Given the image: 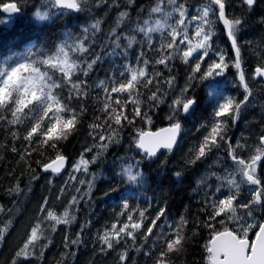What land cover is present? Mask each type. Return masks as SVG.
Returning a JSON list of instances; mask_svg holds the SVG:
<instances>
[{"label": "trees", "instance_id": "1", "mask_svg": "<svg viewBox=\"0 0 264 264\" xmlns=\"http://www.w3.org/2000/svg\"><path fill=\"white\" fill-rule=\"evenodd\" d=\"M2 2L16 3L19 12L9 23L0 24V70L14 67L17 61L39 62L48 55L55 54L65 41L72 43L68 33H71L72 37L82 38L84 28L89 30L87 36L91 41L90 47L104 58L88 77H82L86 84L82 86L81 91L73 89L70 93L66 87L53 88L54 94H59L67 100L70 109L67 115L78 113L82 105H87L86 113L80 116L77 130L67 139L55 142L56 148L41 144L39 140L31 145L23 140L25 129L32 122L31 117L22 123L10 124L8 121H11L12 116L8 113L6 120L0 121V231L4 232V239L0 240V264H12L15 252L22 246L28 226L38 215L37 210L44 198L50 199L55 214L62 217L64 211H68L70 223L56 224L45 218L40 237L35 241V248L30 246L25 250L29 259L24 260L23 264H156L163 247L162 241L157 239L160 235L159 228H153L152 234L144 235H141L142 230H134L133 238L122 239L119 244L113 241L112 249L102 246L99 240L105 226L113 222L121 210L122 195L132 197L128 201L130 206L146 211L145 224L150 222L158 209L165 208V214L161 221H157V225L163 222L165 232H168L171 225H180L181 244L174 245L173 250L167 253V264H207L206 245L211 239L212 231L201 223L208 221L203 202L206 193L215 191L216 186L221 183L218 177L225 176L222 170L228 166L225 165L222 169L219 161L224 158V162L231 164V159L224 142L223 146L213 149L205 159L197 161L194 165L186 161L195 155L194 152L190 154L189 150L201 141L206 130L197 129L215 120L214 107L226 98H233L236 94L234 91L242 92V99L246 94L242 91L236 68L229 62L223 76L218 78L221 83L215 84V90L212 92L216 94L215 97L209 95V90L204 84L192 81L190 93L198 98L199 103L191 114L181 113L179 117L170 119L172 109L169 105L172 99L179 95V89L189 83L187 77L190 69L178 58L170 62V71L163 65H156L154 61L159 58L156 52L149 49L146 42L134 43L129 49L128 59L131 64L135 65L136 55L143 48L150 60L149 73L154 70L162 73L161 76L153 75L151 85L139 89L138 104L142 110L148 112L151 122L137 118L133 125L117 129L115 133H105L106 136H112L110 146L103 150L97 147L93 152L86 154L85 158L90 159L96 153H101L97 156V162L89 165L88 173L82 170L83 165L81 171L74 172L85 149L94 144L89 135V123L94 115L105 114L102 111L105 93L100 81L107 83L112 65L123 63L121 57L106 55V52L110 51L108 45L111 44V34L115 31L126 38L135 36L137 41H142L143 36L137 29L145 20L152 22L155 16L151 9L156 7L158 0H77L81 6L78 12L52 8L50 0ZM179 2L191 13L194 9L201 8L207 0ZM226 10L230 16L243 18L238 41L241 45L246 83L251 90L252 85L250 80L247 81V77L255 66L264 64V23H260V19L264 17V0H257L251 11L241 7L238 0H229ZM37 12L41 15L48 13V19H38L35 15ZM0 18H8L2 10ZM97 22L98 28L93 29L92 25ZM210 30L213 32V42L219 41L226 50V56L234 57L229 42L215 19ZM152 35V43L158 48L166 32ZM121 44L126 45L127 39H122ZM69 55L74 57L80 56L81 53L69 51ZM42 70L45 68L42 67ZM49 74L54 82L59 81L58 72L53 74L49 69ZM170 77H175L171 86L167 83ZM153 92L160 98L155 102L148 99ZM135 98V95L130 98L129 107L131 100ZM263 104L264 90L260 89L257 95L251 93L248 103L240 111L237 123L240 124L238 131L241 134L235 139L236 145L237 141L240 142V146H237L238 152L245 155L249 151L254 152L260 136L254 134V127L257 123L260 127L263 125ZM176 119L181 123V133L175 148L171 151H161L152 159H142L143 153L135 147L139 133L158 130ZM230 127L231 123L226 128L222 125L223 134ZM12 133H16V136ZM13 148L16 150L13 151ZM57 154L67 160L66 169L59 175L43 174L42 165L53 161ZM132 158L140 162L145 181L143 184H130L123 175V168L132 163ZM133 167L135 170V166ZM177 172L181 173L179 177L176 176ZM89 183L92 185L90 192ZM77 188L81 191L77 192ZM61 189H64V192L57 200ZM83 193H89L91 199L84 196L77 206L70 207L72 196L81 197ZM73 216L75 220L71 219ZM226 224L229 230L233 229L228 220ZM224 226L215 224V230L223 231ZM249 235L251 236V233ZM72 239H77L78 242H67ZM121 255L125 256L123 261L120 259Z\"/></svg>", "mask_w": 264, "mask_h": 264}, {"label": "snow or ice", "instance_id": "2", "mask_svg": "<svg viewBox=\"0 0 264 264\" xmlns=\"http://www.w3.org/2000/svg\"><path fill=\"white\" fill-rule=\"evenodd\" d=\"M228 3L229 0H207V3L198 9L197 15H190L179 0H158L156 7L152 8L151 11L161 14L165 23L156 20L155 26H151L148 20L143 21V24L137 29L143 36L142 41H137L135 36L126 38L123 34L112 32L111 44L108 45L110 51H107L106 55L121 57L123 63L112 65L107 83L100 81L102 91L105 93L104 109H102L105 114L103 116L94 115L92 122L89 123L91 129L89 135L93 138L94 144L85 149V153L81 155L80 162L77 163L74 172L81 171V165H83L82 170L88 173L89 165L95 164L97 156L101 153H96L90 159L85 158L86 154L93 152L97 147L103 150L110 146L112 136H106L105 133L109 131L115 133L117 129L133 125L137 118L151 122L148 112L142 110L138 104L139 89L151 85L153 75L161 76L162 73L155 70L151 74L149 73L150 60L145 56L143 48L136 55L135 65L131 64L128 59L129 49L134 43L143 44L146 42L148 48L154 50L159 57L154 61L156 65H163L170 71V62L178 58L190 69V74L187 77L189 83L179 89V96L174 97L169 105L172 109L170 119L179 117L181 113L191 114V111L199 103L198 98L190 93L192 81L204 84L209 90V95H211L215 90V84L221 83L218 78L223 76L224 70L231 62L237 70L240 84L246 94L242 100L226 98L224 102L218 103L214 107L215 120L209 125H201L197 129V131H200L201 128L206 130L201 141L189 150L190 154L194 152L195 155L186 163L194 165L197 161L205 159L213 149L223 146L226 136L223 134L222 125L226 128L229 123H236L242 106L248 103L251 95L243 71V56L238 41V33L241 30L240 25L243 18L230 16L226 10ZM238 3L241 7H246L248 11H251L257 0H238ZM50 6L66 11L78 12L81 10L77 0H50ZM168 6H171L173 11L178 13L171 25L167 23V19L173 15V12L165 11ZM0 10L9 14L7 19L0 18V24L9 23L13 14L19 12L16 3H3L2 0H0ZM35 15L41 20L48 19V13L41 15L40 12H37ZM213 19L222 22L224 31L231 43L234 57L228 58L222 50L214 49L211 43L213 32L210 30ZM260 23H264V17L260 19ZM98 26L99 22L92 25V28L96 29ZM190 27L197 38L195 45L192 43ZM165 29L167 30L166 35L161 38L157 48L152 43V34ZM88 31V28L82 29V38L72 37V34L68 33L67 35L73 42L65 41L59 46L55 54L48 55L47 58L39 62L34 60L30 62L28 60L17 61L14 67L0 70V121L6 120L8 113L12 116L11 121H8L10 124H19L31 117L32 122L25 129L26 134L23 136V140L30 145L39 140L41 144H49V147L56 148L55 142L67 139L74 130H77L81 114L86 113L87 105H82L78 113L67 115L70 112L67 100L60 97L59 94H54L53 88L66 87L70 93L73 89L81 91L82 86L86 84V80L82 77H88L95 70V66L103 62L104 57L90 47L91 41L87 36ZM122 39H127L126 45L121 44ZM69 51L80 52L81 55L70 57ZM181 53L182 55H180ZM42 67L45 68L44 71H42ZM49 69L53 71V74L55 72L60 74L58 82L53 81ZM252 76L254 79L258 78L264 81V64L257 65ZM174 79L175 77H170L167 80L169 86ZM134 95L136 98L131 100V107H129V100ZM148 99L155 102L160 98L153 92ZM109 101L111 107H109ZM233 109H235L234 115ZM224 117L228 119H221ZM180 130L181 123L176 119L169 129L164 130L168 133L166 136H161L159 133L140 132L139 138L135 141V147L143 153L142 159H152L156 157L160 148L169 151L173 149L177 143V135ZM12 135L15 137L16 133H12ZM237 146H240L239 141H237ZM15 150L13 148V151ZM228 156L234 167L230 166L232 170L227 177H218L221 183L216 186L215 191L210 190L206 193L203 202L208 221L201 223L202 226L208 227L212 231L211 239L206 245L207 264H264V217L257 220L252 215L254 210H259L260 207L264 206V134L259 136L254 152L249 151L247 155L238 152L229 142ZM63 160L64 157L57 154L52 163L42 165L43 170L59 173L62 167L59 162ZM54 164H56L55 167ZM133 166H135V170ZM257 169L260 170L259 173H257ZM123 175L127 177V182L133 185H140L145 182L140 170V162L135 161V158H132V163L123 168ZM180 175L181 173H176L177 177ZM236 176L241 179L238 181ZM72 178L76 179V177ZM78 182L85 183V181ZM241 182L249 185L248 191L250 193L248 199L243 201L239 200ZM225 184L234 186L236 191L230 190L225 194L222 191ZM91 187L92 185L89 183V192ZM76 191L80 192L81 190L77 188ZM63 192L64 189H61V195L56 197L57 200L61 198ZM84 196L91 199L89 193H83L81 197L72 196V203L69 206H77ZM131 198L121 196V210L116 214L113 222L105 226L103 234L99 236L102 246L112 249L114 247L113 241L119 244L122 239L133 238L134 230H142L141 235H144L145 233L152 234L153 228H159L160 235L157 236V239L162 241L163 247H161L156 264H167V253L173 250L174 245L181 244L180 225L169 226L168 232L164 231L163 222L161 225H157V221H161L165 214V208L158 209L150 222L145 224L146 211L130 206L128 201ZM252 205H256V209H253ZM237 208L248 211L237 218ZM37 211L38 215L29 224L26 238L19 250L15 252V259L12 260V264H23L24 260L29 259L25 250L30 246L35 248V241L40 237L45 218L51 219L56 224L70 223L68 211H64L62 217L55 214L49 198L42 199ZM228 212L232 213L231 218L243 220L238 228L229 230L226 224V220L229 218L226 215ZM71 219L75 220V216ZM183 223V218H181V224ZM215 224L225 225L224 230H215ZM250 232L254 238H250ZM3 239L4 232L0 231V240ZM67 242L76 244L78 241L72 239ZM120 259L123 261L125 256L121 255Z\"/></svg>", "mask_w": 264, "mask_h": 264}, {"label": "flooded vegetation", "instance_id": "3", "mask_svg": "<svg viewBox=\"0 0 264 264\" xmlns=\"http://www.w3.org/2000/svg\"><path fill=\"white\" fill-rule=\"evenodd\" d=\"M256 58H258V57H256ZM256 67V66H255ZM255 67L253 68V70H252V72L250 73V75L247 77V81L249 82V80H250V82H251V85H252V89L250 90L249 89V91L251 92V93H254V94H258L259 93V91H260V89L261 90H264V81H261L260 79H254L253 78V76H252V73H253V71H254V69H255ZM243 71H244V68H243ZM242 86V85H241ZM244 90V88H243V86H242V91ZM236 94L235 95H233V98H235L236 100H242V92H240V91H238V93H237V91H234ZM263 106H264V104H263ZM243 107H245V106H242V108H241V110L240 111H242L243 110ZM261 111H262V113H264V107L263 108H261ZM235 114V109H233V115ZM240 118V117H239ZM262 126L260 127L259 126V124L257 123L256 125H255V127H254V129H255V131H254V134H257V135H261V134H264V120H263V122H262ZM240 127V124L238 125V123H237V121H236V123L235 124H231V127H230V129H228L227 131H226V133H224V135L226 136V146H227V149H228V143L230 142L231 144H232V146L233 147H235L236 148V150L238 151V148H237V145L235 144V139L237 138V137H240V134H241V132L240 131H238V128ZM252 133H253V131H252ZM230 137H232V138H230ZM234 137V138H233ZM225 161V159L223 158L221 161H219L220 163V166H221V168L223 169L224 167H225V165H227L228 166V170L227 169H224V170H222V172H224V173H229L231 170H232V167H234V165H233V162L231 161V164H229L228 162H224ZM230 166H232V167H230ZM231 169V170H230ZM259 169H257V173H259ZM238 181L241 179L239 176H236L235 177ZM248 188H249V185H247L246 183H243V182H241L240 183V186H239V195H240V192H242L241 194L242 195H244V200H246V199H248V197H249V195H250V193H249V191H248ZM256 205H252V208L253 209H256ZM245 211H248L247 209H244V212ZM264 206H262V207H260L259 208V210H254L253 212H252V215L257 219V220H260L262 217H264ZM253 235H252V233H251V236H250V238H253L252 237Z\"/></svg>", "mask_w": 264, "mask_h": 264}, {"label": "rangeland", "instance_id": "4", "mask_svg": "<svg viewBox=\"0 0 264 264\" xmlns=\"http://www.w3.org/2000/svg\"><path fill=\"white\" fill-rule=\"evenodd\" d=\"M162 7H163V5H162ZM200 9V8H199ZM165 11H171V12H173V15L171 16V17H168V19H167V23L169 24V25H171V24H173L174 23V20H175V18L178 16V13H176V12H174L173 11V9L171 8V6H168L166 9H165ZM188 11V10H187ZM72 12H75V11H72ZM189 12V11H188ZM18 14V13H17ZM16 14V15H17ZM198 14V9H194L191 13H190V15H197ZM16 15H14V16H16ZM153 15L155 16L153 19H152V22L150 23V25L151 26H155V21L156 20H160L161 21V23H165V20H164V18L161 16V14H159V13H153ZM6 16V15H5ZM13 16V17H14ZM7 17H9V16H7ZM193 23H195V22H193ZM161 32H167V30L165 29V30H162ZM189 32H190V34L192 35V43H193V45H195L196 43H197V38L195 37V35H194V32L192 31V29H191V27L189 28ZM156 33H159V32H156ZM74 37H76V36H74ZM77 38V37H76ZM227 39V38H226ZM228 41V40H227ZM214 49H218V50H222L224 53H225V49H224V47H222L221 46V44L219 43V41H216L215 43H214ZM180 55H182V53L180 54ZM147 58H148V55H145ZM42 71H44V70H42ZM227 80L229 81V78H227ZM179 96V95H178ZM211 96L212 97H215L216 96V94H211ZM174 121L172 120V122H171V124L170 125H172V123H173ZM230 138H232V137H230ZM226 177H227V173H223ZM225 176H222L221 175V177H225ZM219 182H221L220 180H219ZM223 190V192L225 193V194H227L230 190L231 191H236V189H235V187L234 186H231V185H227V184H225V186L222 188ZM242 192H240V195H239V200H241V201H243L244 200V195H242L241 194ZM243 214H244V209H240V208H237V210H236V217L237 218H239V217H241V216H243ZM227 217H229L227 220H228V223L230 222L231 223V225H232V228L234 229V228H238V225L240 224V223H243V220H238V219H234V218H231L232 217V213L231 212H228L227 214ZM251 233V232H250ZM249 233V234H250ZM253 237V236H252ZM254 238V237H253Z\"/></svg>", "mask_w": 264, "mask_h": 264}, {"label": "water", "instance_id": "5", "mask_svg": "<svg viewBox=\"0 0 264 264\" xmlns=\"http://www.w3.org/2000/svg\"><path fill=\"white\" fill-rule=\"evenodd\" d=\"M2 12H3V11H2ZM3 14L6 15V16H9V14H7V13H4V12H3ZM16 14H17V13H16ZM16 14H13V16L16 15ZM219 23H220V25H221L222 30L224 31V28H223V24H222V22H219ZM224 34H225V36H226V38H227V35H226L225 31H224ZM227 40H228V38H227ZM228 41H229V40H228ZM229 42H230V41H229ZM230 44H231V43H230ZM257 79H258V78H257ZM170 127H171V125H168V126H165V127L160 128V129H158V130H155V131H146V132H150V133H153V134L159 133L161 136H166V135H168V133L165 132L164 130H165V129H169ZM179 136H180V133L177 135V142H178V140H179ZM138 138H139V137H138ZM176 144H177V143H176ZM176 144L174 145L173 149L175 148ZM173 149H172V150H173ZM165 150H168V149L160 148V150L157 152V154H158L159 152H161V151H165ZM49 163H52V161L49 162ZM59 163L62 165L61 170H60L59 173H52L51 170H49L48 172H45V171L43 170V168H42V173H43V174L50 173V174H55V175H59V174H61V173L66 169V166H67V160L64 158V160H63L62 162H59ZM53 166L55 167L56 164H54Z\"/></svg>", "mask_w": 264, "mask_h": 264}]
</instances>
